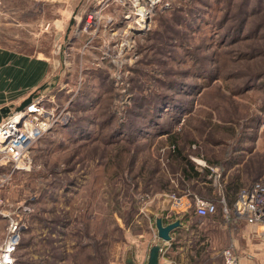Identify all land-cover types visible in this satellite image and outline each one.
<instances>
[{"label": "rangeland", "instance_id": "1", "mask_svg": "<svg viewBox=\"0 0 264 264\" xmlns=\"http://www.w3.org/2000/svg\"><path fill=\"white\" fill-rule=\"evenodd\" d=\"M154 1L0 0V50L46 61L35 91L49 85L48 106L64 117L36 142L32 171L0 191L26 223L17 264L62 257L51 244L63 237L84 245L73 264H147L157 234L149 209L164 191L217 203L212 219L193 221L216 248L204 264H224L238 241L241 255L264 243L226 194L264 181V0ZM175 149L195 169H218L217 194L185 178ZM209 175L198 177L206 188Z\"/></svg>", "mask_w": 264, "mask_h": 264}, {"label": "built area", "instance_id": "2", "mask_svg": "<svg viewBox=\"0 0 264 264\" xmlns=\"http://www.w3.org/2000/svg\"><path fill=\"white\" fill-rule=\"evenodd\" d=\"M104 8L117 2L126 5L128 0H103ZM140 14V13H139ZM148 15V14H147ZM95 15L91 14L90 18ZM136 21L143 24V18ZM128 19L131 15L127 16ZM147 18V17H146ZM90 25V23H88ZM54 97L44 96L31 103L26 109L19 110V107L11 108L0 122V191L6 183L11 180L14 174L31 172L34 166L32 156L33 148L38 140L52 131L58 121H64V117L55 114V109L48 106L54 102ZM66 116V115H65ZM201 167L209 169L212 173L218 169L208 166L206 163L198 162ZM216 186H218L216 182ZM220 186V185H219ZM221 203L225 215L230 214L224 196L220 188ZM172 200L171 211L173 214L181 215L194 210L200 218L213 216L218 211L217 203L201 198L197 195H170ZM235 218L246 220L247 223L258 226L259 236L264 238V181L258 180L242 188L233 206ZM0 217L7 221L6 235L0 244V264H17V253L22 245L23 236L26 230V223L22 220V211L10 209L6 202L0 198ZM156 238L160 239L156 234ZM161 240V239H160ZM173 239L169 242H162L160 260L167 261L168 255L173 247ZM224 264H241L233 246L223 251Z\"/></svg>", "mask_w": 264, "mask_h": 264}, {"label": "crops", "instance_id": "3", "mask_svg": "<svg viewBox=\"0 0 264 264\" xmlns=\"http://www.w3.org/2000/svg\"><path fill=\"white\" fill-rule=\"evenodd\" d=\"M48 71V65L44 59L31 58L25 54L18 52L11 53L8 51L0 50V109L6 106L11 107L12 105H21L42 84L44 79L47 77ZM185 166L186 165H184V167ZM186 167L189 173L194 175L193 177H189L184 173L186 176L185 178H187L188 181H197V187L202 192L209 190L211 192V196H213V194H217L214 186L212 185V187L210 185L212 183L213 173L209 169L198 165L196 169L193 167V172H191L190 168L188 166ZM204 171H207L211 174L208 176L210 188L204 187L205 184L206 186L208 185L206 181L198 182V177L202 176V172ZM240 190L241 189L239 188L237 192H230L229 189H227L226 191V194L230 198V205L232 207L234 206L238 198ZM163 193L164 194H162L156 202V205L152 208L150 207L149 209V219L151 224L155 226V232L158 235V230L156 227L157 219L168 221L167 223L164 221L165 225L174 223L179 220L181 221V227L172 234L173 247L169 252L168 260H161V263L204 264L206 263L203 259L205 255L203 252H205V250H209V261L207 262L210 263V261L213 259L212 253L216 248L210 249L211 247L208 244L212 241H209V237H207L206 235L201 236L200 232H195L193 221L194 219H197L201 222L204 220H210L212 219V217H214V215L207 218H200L195 214V212L189 211L175 216L171 211L172 200L170 199L169 194H165V191ZM6 229L7 221L4 218L0 217V244L5 238ZM66 229L68 228L66 227ZM64 232L65 231L61 227V234H68ZM209 235L210 237H216L215 233H210ZM62 239L64 240H61L59 242L54 241L53 244H51L54 246H57L59 244L61 246V251H63L62 257H53V253H49L50 256L46 254L44 258H39L34 263L30 264H71V255L72 257L73 254H76V256H78V252L80 250L83 253L84 245H81L79 249L77 244L71 243L66 245L65 237H63ZM155 239V245L162 244V241L160 239L156 237ZM51 245L48 242H45L44 245L40 244V246H44L46 251L50 249L52 252ZM241 245L242 244L238 241V243L236 244L237 253ZM236 248L234 247L235 252ZM245 250L246 252L244 255L238 253L241 264H264V243H249ZM80 264H83V262H81Z\"/></svg>", "mask_w": 264, "mask_h": 264}, {"label": "water", "instance_id": "4", "mask_svg": "<svg viewBox=\"0 0 264 264\" xmlns=\"http://www.w3.org/2000/svg\"><path fill=\"white\" fill-rule=\"evenodd\" d=\"M51 88V86H50ZM49 85H44L39 88L37 91L32 93L19 107V110L26 109L31 103L35 102L36 100L46 96V91H48ZM11 111L10 107H4L0 109V122L3 117ZM156 227L158 230V236L162 242H169L172 240V234L181 227V222L176 221L174 223H170L168 225L164 224L162 219L156 220ZM161 244L155 245L151 248L149 253V259L147 264H162L160 260V250ZM129 264H133L132 261H129Z\"/></svg>", "mask_w": 264, "mask_h": 264}, {"label": "trees", "instance_id": "5", "mask_svg": "<svg viewBox=\"0 0 264 264\" xmlns=\"http://www.w3.org/2000/svg\"><path fill=\"white\" fill-rule=\"evenodd\" d=\"M175 143V142H174ZM175 152H176V157L179 159L180 163L183 165V171L186 175H188L189 177H193L194 175L193 174H190L187 167L188 166L190 168V171L193 172V164L190 163V161L188 160V158L186 156H184L181 152V149H175ZM184 165H186L184 167ZM240 186H236V187H233V185H229L228 186V189L229 191L231 192H237L239 190ZM175 216H178L177 214H174ZM175 218V217H174ZM166 223L168 221L164 220ZM134 264V263H133Z\"/></svg>", "mask_w": 264, "mask_h": 264}, {"label": "bare ground", "instance_id": "6", "mask_svg": "<svg viewBox=\"0 0 264 264\" xmlns=\"http://www.w3.org/2000/svg\"><path fill=\"white\" fill-rule=\"evenodd\" d=\"M153 1H154V0H153ZM154 3H155V1H154ZM147 14H148V11H147V10H145V9H143V8L140 10V15L142 16L143 21H145V22H147V21H146Z\"/></svg>", "mask_w": 264, "mask_h": 264}]
</instances>
